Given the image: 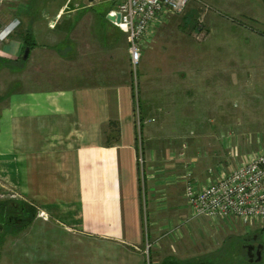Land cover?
<instances>
[{
    "label": "crops",
    "instance_id": "obj_1",
    "mask_svg": "<svg viewBox=\"0 0 264 264\" xmlns=\"http://www.w3.org/2000/svg\"><path fill=\"white\" fill-rule=\"evenodd\" d=\"M109 2L7 0L0 5V30L18 20L0 42V182L36 210L28 221L17 220L25 216L19 210L13 222L0 221V264H145L141 153L159 177L146 176L150 186L168 173L166 192L149 195V209L187 206L184 192L171 189L180 182L182 160L168 145L176 148L174 133L186 127L166 126L168 116L181 112L194 122L198 118L203 131L264 129V63H239L248 50L259 51L261 34L254 26L260 15L250 2L214 0L224 14H238L247 23L208 15L209 31L196 46L194 39L175 42L162 31L154 41L159 23L150 28L139 91H133L126 35L107 18ZM174 15H182L184 32L194 28L193 15ZM169 16L160 23L174 26L177 17L165 23ZM219 23L228 26L222 36L235 29L241 49L224 47L221 63H210L212 49L224 42ZM22 34L30 44L26 60ZM233 50L240 56L226 55ZM229 57L234 63H226ZM19 63H26L27 76L21 77ZM7 75L15 83L4 93Z\"/></svg>",
    "mask_w": 264,
    "mask_h": 264
},
{
    "label": "rangeland",
    "instance_id": "obj_2",
    "mask_svg": "<svg viewBox=\"0 0 264 264\" xmlns=\"http://www.w3.org/2000/svg\"><path fill=\"white\" fill-rule=\"evenodd\" d=\"M54 1L61 2L63 0ZM74 1L75 0H72V3ZM107 1L109 2V0ZM213 1L214 0H190L186 10L183 13H189V19H191L193 15L194 28L190 26L184 32V30L181 29L183 27V24L181 22L182 15L175 16L174 14H170L169 18H166L165 23L169 22L171 17H177V23L174 24V26H167L166 24L159 23V26L155 30V35L152 40L155 41L157 36H161L160 33L162 31V33L164 35L167 34L169 38H173L174 40L176 39L175 42H179L180 40L186 39L188 41H193L194 39L193 42L196 46L207 35L209 31V25H206V19L212 14H215V16L217 15L220 19L223 17L226 18L227 16H230L229 21L232 20L231 22H234L235 24L247 23L245 22L244 18H241V20H239L240 16H238V14H224L221 9L219 10L218 7L215 6L214 3H212ZM247 1L253 5V11L256 12L257 16L260 15V19L255 22L257 26H254V29L260 32L261 34L259 42V51L252 53L253 50H248L246 56H250L251 58L247 57L245 58L244 62L240 61L239 63H264V0ZM101 5L103 6L104 3H102ZM201 14L203 15V21L199 22L197 20V17ZM14 21V19L11 20L8 25H10ZM17 24L18 20L16 19L14 29L16 28ZM179 25H181L182 27ZM171 26L174 27V29L169 30ZM218 26V29L220 30L219 34L222 36V33L227 30L228 26L225 28V24L220 23L218 24ZM167 27H169V29L168 31H165V28ZM232 29L233 30L231 32V36L221 37L224 41V44L220 40V42H218V46L215 47V49L217 50L212 49L213 51L210 63H221L220 56L223 53L221 50H223L224 47L230 46L233 49H241L240 46L235 45V29ZM12 31L13 30H11V32ZM8 35L9 33H7L5 37L0 39V42L5 40ZM214 35L215 37H217V31ZM225 39H227V42ZM250 43L251 41L248 42V44ZM167 44L170 45V42H167ZM198 47L199 46H197V48ZM232 53L237 54L238 52H234L233 50L229 51V53H226V55L229 56ZM238 55L240 56V52L238 53ZM251 60L255 61L252 62ZM196 63L202 62L198 61ZM226 63H234V61L229 57ZM25 65L26 63H19V67H21L23 71L20 74L21 77L27 76V68ZM175 66H179L182 72L183 64L179 63ZM175 66L173 68L174 71L176 70ZM140 69L141 68H139L138 66L136 79L133 78V74L131 72L133 91L134 88L135 91H139L140 88ZM166 70L171 71V68H168ZM8 75L11 76V72ZM8 75L5 76V81L8 79V82L4 84V93H7V91L12 87L11 84L15 83L13 82L12 77L8 78ZM235 108L240 111L241 103H239V105L238 103H236ZM134 112V117L137 121V125H139L138 122L140 120V116L138 114V106L136 107ZM168 117L169 118L164 121L166 126L173 129H180L186 127V130L184 132L176 131V133H174L178 136V138L176 139L177 142H175V139L174 141H172L173 144L174 142L177 143L176 148L170 143L169 139L163 140L165 143H170L168 145L170 146L169 148L172 150L174 156L182 160L181 164L179 165L180 175L177 177V181L180 182L178 186H175V188H171L177 193L184 192V180L187 179L188 173H190L191 177L196 178L199 181H204V178L207 179L208 177V172H206L205 170L208 171L209 169H212L213 171H219L220 169H227L229 166L236 165L238 162H240L241 158H244V156H247V154L250 155L251 153L264 148V129L247 130L245 129L247 128V126L244 125L242 127H238V129L236 128V130H234L235 128L231 130L227 127H224L222 131H203V124L195 123L198 122V118H196L194 122L187 115H182L181 112L179 116L174 115ZM226 118L227 117H225V119ZM201 119H203V117ZM189 126L193 129L189 130ZM241 154L242 157L240 156ZM192 158H195L196 160ZM166 161L173 162V160ZM138 162L139 183L140 185L142 184L141 188L143 191L141 194L140 204L142 210L143 229L142 248L145 254V264H167V261L174 259L180 261L213 260L215 261V263L220 264H264V247L262 253V260L257 263H249L247 260L248 257L245 251V247L243 246L246 243H254L257 241L264 245V220L256 222L253 225H243L237 221L230 223L229 221H225L222 219H212L202 215H194L187 206H185V208H181L180 210L176 209L172 211L169 210L166 212H160L158 210L155 212L151 211V209H149L150 205L148 204V196L154 194L155 197H160V195L162 196L163 193L166 192L165 183L168 182V173L165 170L166 172L163 173L160 177L164 180L162 182L160 181L159 183H162V186H160L159 184H157L156 187H154L153 185L150 186L146 176L150 177L153 175L155 177L153 180L159 179V177L151 173V171L153 170L148 168V163L146 165L142 153L141 157L139 156ZM191 163H194L196 165V168L194 167V169H192L190 167ZM204 171L205 174L202 176V172L204 173ZM198 175L201 177H199ZM163 188L165 190H162ZM4 201H8L9 206H11L9 207L10 209L16 206V202L26 203V201L22 200L21 195H19V193H17L15 189H13L9 185H2L0 182V203ZM11 211L12 210H10V212ZM150 220H156L158 223L155 226H150ZM260 229L262 230L260 232L259 237L258 231ZM253 234L258 235L256 241H253L251 239V236ZM231 259L233 262L231 261Z\"/></svg>",
    "mask_w": 264,
    "mask_h": 264
},
{
    "label": "built area",
    "instance_id": "obj_3",
    "mask_svg": "<svg viewBox=\"0 0 264 264\" xmlns=\"http://www.w3.org/2000/svg\"><path fill=\"white\" fill-rule=\"evenodd\" d=\"M5 1L0 0V5ZM110 1L114 5L106 14L119 15V21H110L126 35L131 72L136 79L142 52L149 44L146 34L150 28L167 15L183 13L190 0ZM197 20L203 21V15H198ZM15 24L16 19L0 30V39L10 33ZM207 172L204 181L187 174L184 198L192 214L243 225L264 220V148L247 154L227 169Z\"/></svg>",
    "mask_w": 264,
    "mask_h": 264
},
{
    "label": "trees",
    "instance_id": "obj_4",
    "mask_svg": "<svg viewBox=\"0 0 264 264\" xmlns=\"http://www.w3.org/2000/svg\"><path fill=\"white\" fill-rule=\"evenodd\" d=\"M114 3L111 2V6H113ZM21 38L24 42V48L25 47H29V43H28V38H27V35L26 34H22L21 35ZM27 57L23 60H26ZM16 206H14V208H9L11 206H9V203L8 201H4L2 203H0V221H3L4 223H8V222H13V220H11L10 218L12 217V214L15 213V211L19 210L20 212H22V216L25 215L24 217L26 218H17V220H22V221H28V219H31L35 213H36V210L34 209V207H31L29 204L25 203V202H22V203H19V202H16L15 203ZM3 206V207H2ZM10 210L12 211L10 212ZM12 213V214H11ZM262 229H260L258 231L259 233V237H260V232H261ZM232 261V259H231ZM233 262V261H232ZM167 264H220V263H215V261L213 260H201V261H194V260H184V261H180V260H169L166 262ZM226 264H231V263H226Z\"/></svg>",
    "mask_w": 264,
    "mask_h": 264
},
{
    "label": "water",
    "instance_id": "obj_5",
    "mask_svg": "<svg viewBox=\"0 0 264 264\" xmlns=\"http://www.w3.org/2000/svg\"><path fill=\"white\" fill-rule=\"evenodd\" d=\"M107 18L109 20L119 21V15L118 14L115 16L107 15ZM28 50H29V48L25 47L23 55H22L23 59H25L27 57ZM255 238H256V236H254V239ZM263 247H264V245L260 242L256 245V247H254L253 245L248 246V248L246 250V254H247V257H248L247 260L249 263H254V262L257 263V262H260L262 260ZM254 248H255V251H254V253H252L251 250Z\"/></svg>",
    "mask_w": 264,
    "mask_h": 264
},
{
    "label": "flooded vegetation",
    "instance_id": "obj_6",
    "mask_svg": "<svg viewBox=\"0 0 264 264\" xmlns=\"http://www.w3.org/2000/svg\"><path fill=\"white\" fill-rule=\"evenodd\" d=\"M254 236H256L255 239H254ZM257 238H258V235H254V234H253V235L251 236V239H252L253 241H256ZM258 243H259L258 241H257V242H254V243H246V244H244L243 246L245 247V251H246L247 248H248V246L253 245L254 247H256V245H257ZM243 246H242V247H243ZM254 251H255V248L251 250L252 253H254Z\"/></svg>",
    "mask_w": 264,
    "mask_h": 264
}]
</instances>
